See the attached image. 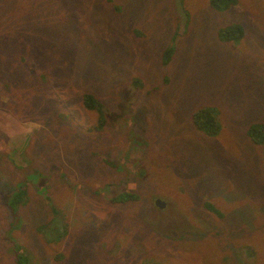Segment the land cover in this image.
Masks as SVG:
<instances>
[{"label":"rangeland","instance_id":"374dc122","mask_svg":"<svg viewBox=\"0 0 264 264\" xmlns=\"http://www.w3.org/2000/svg\"><path fill=\"white\" fill-rule=\"evenodd\" d=\"M6 1L18 8L0 38L9 29L19 41H5L0 59L20 74L0 73V264H19L17 253L24 264H264V144L248 133L264 122V0L222 10L211 0ZM234 23L245 36L222 40ZM23 53L48 78L61 66L58 82L86 83L104 128L93 129L98 114L79 88L61 89L67 110L35 106L49 82L22 74ZM210 105L216 136L193 124ZM124 191L139 198L111 202ZM158 198L178 220L165 224Z\"/></svg>","mask_w":264,"mask_h":264},{"label":"trees","instance_id":"16d2710c","mask_svg":"<svg viewBox=\"0 0 264 264\" xmlns=\"http://www.w3.org/2000/svg\"><path fill=\"white\" fill-rule=\"evenodd\" d=\"M236 1L237 0H211L210 5L212 8L218 9V10L230 9V7L232 5L236 4ZM16 8H18V6H16L14 1L0 0V20H2V18H10L9 14ZM19 8L23 12L25 6L22 4H19ZM113 8L118 9V7H116V6H113ZM16 34L17 33L7 29V32L3 33V38H0V49L4 43L6 44L5 41H7V40H12L11 43L13 45H16L19 41L17 37H14V36H16ZM219 35H220V38L224 41L230 40V41L238 42L245 36V29L242 26V24L234 23L232 25H229V26L226 25V26L220 28ZM173 50L174 49H171L170 47H167L165 49L164 54H163V59H162V63L164 65H166L170 62ZM20 58H21L22 62H20V61L19 62L24 64L23 69H22L23 75L25 74L26 71H29L35 75L36 79L38 78V76H40V77L43 76L42 78L46 79L49 82L48 86L43 88L41 93L36 94V90L34 91V93L32 95V101L34 102L35 106L54 104L55 107H59L60 110H67V108H66L67 104L64 101V99L62 98L61 89L65 85L68 87L79 88L82 90L81 99H82L83 105L86 108L97 112V114H98L99 121H98V124L93 129L96 131H100V130H102V128H104V125L106 124V112H105V109L103 106L104 104L100 99H98V96L96 94H94L91 91L86 90V86H85V85H87L86 83L78 84L76 86L70 85L68 83L61 84L57 80L61 79L62 77L67 78V75L64 74L61 66H60L59 70H57V72L59 74L58 77L48 78L46 71H49L50 67H44V70L39 69L33 63V57L29 59L27 54L24 55V53L21 54ZM27 58L29 59V62H27V60H28ZM17 62H18L17 60H14L13 62H4L3 60L0 59V65H1L0 66V73H1V70L3 68H6L8 66H13L14 67L13 71L15 72L16 76H18L20 74V70L18 69ZM69 62L71 63V66H70V72H71V69H72L74 64H73V61H71V60H69ZM8 80H9V82L5 83L6 86H9V84H10V86L14 90H17L18 87L21 85L20 81L15 82L9 78H8ZM55 84H60V88L57 87ZM134 84L137 87H141V85H142L140 80H134ZM165 84H167V83L165 82ZM158 87H157V89H158ZM28 108L33 109L32 106H29ZM13 111L19 117V119H30L29 116L26 117L25 114L20 113L17 110V108H13ZM54 112H56V116L61 118L58 109L55 108ZM193 124L195 125V127L198 130L202 131L203 133H205L209 136L218 135L220 133V131L222 130L220 111H219L218 107L210 105V106H202L199 109H197L193 114ZM36 133H39V131L38 130L33 131L31 133L32 135H30V137H32V136L34 137L36 135ZM248 133H249V135H250V137L254 143L264 144V122H253V123H251L249 126V129H248ZM0 155H3V152H0ZM27 194H28V184H27V181H25V183H23V182L20 183L18 190L14 192L12 198L10 199L11 206L14 209H16L17 204L19 202H21ZM138 198H139V195L137 193L132 192V191H124L118 195H114L111 198V202L126 203L129 201L137 200ZM211 210H213V209H211ZM55 220L58 222L61 221V219L57 220V218ZM65 229H66V226H65ZM15 259L17 260L16 262H18L19 264L26 263V258L21 253H17V256L15 257Z\"/></svg>","mask_w":264,"mask_h":264},{"label":"flooded vegetation","instance_id":"af4514ba","mask_svg":"<svg viewBox=\"0 0 264 264\" xmlns=\"http://www.w3.org/2000/svg\"><path fill=\"white\" fill-rule=\"evenodd\" d=\"M166 205V202L164 203V206ZM164 206H162V211L165 213V218L167 219V222H165L166 225H168L169 222L173 221V220H178L174 217L175 212L172 209V207H166L164 209ZM163 215V214H162Z\"/></svg>","mask_w":264,"mask_h":264},{"label":"water","instance_id":"95a60500","mask_svg":"<svg viewBox=\"0 0 264 264\" xmlns=\"http://www.w3.org/2000/svg\"><path fill=\"white\" fill-rule=\"evenodd\" d=\"M162 199L161 198H158V199H156V204L159 206V207H162V206H164V203H165V201H161Z\"/></svg>","mask_w":264,"mask_h":264}]
</instances>
